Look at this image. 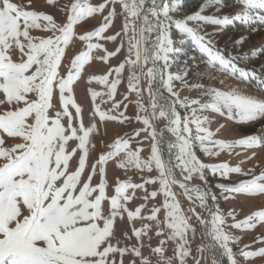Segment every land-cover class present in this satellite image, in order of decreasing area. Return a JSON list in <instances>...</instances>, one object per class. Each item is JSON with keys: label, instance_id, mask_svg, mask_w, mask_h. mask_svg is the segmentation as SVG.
Masks as SVG:
<instances>
[{"label": "snow or ice", "instance_id": "1", "mask_svg": "<svg viewBox=\"0 0 264 264\" xmlns=\"http://www.w3.org/2000/svg\"><path fill=\"white\" fill-rule=\"evenodd\" d=\"M46 3L59 9L62 19L36 10L33 0H0V264H189L190 259L202 264L209 250L211 264H222L219 257L227 264L264 258V236L253 241L261 245L256 250L246 244L237 252L232 245L239 241L230 231L264 225V208L241 219L235 210L225 215L217 203L220 197L264 198V168L255 174L254 168L241 167L264 149V131L225 139L216 137L226 123L216 120L218 127L210 128L213 114L238 126L264 120V75L239 66L264 47L233 55L217 47L216 39L237 21L264 24V0H234L236 11L224 15L216 14L222 0H205L192 14L182 11V0H72L63 7L58 0ZM210 8L215 11L204 14ZM96 15L102 22L85 29ZM117 17L121 26L112 31ZM209 25L215 26L211 32ZM174 30L179 39H174ZM186 39L206 56V70L197 76L219 80V86L189 84L187 61L183 73L170 70L181 54L187 56L177 46ZM246 39L241 36L234 43L242 45ZM94 61L107 67L88 76L91 107L86 121L75 89ZM212 69L238 83L226 84ZM251 80L257 82L254 89L240 86ZM174 81L200 89V98H181L182 89ZM93 83L104 90L97 91ZM122 83L123 107L126 111L134 104V119L143 127L132 134L116 133L108 141L106 122L133 119L119 111L122 104L115 100ZM108 103L111 108L105 110L102 105ZM144 141L149 142L146 155L139 146ZM197 147L216 158L222 153L239 156L233 150L240 148L245 159L236 165L227 160L206 163ZM109 164L148 175L140 183L116 177L109 194ZM206 172L219 177V196L209 187ZM195 179L202 183H192ZM177 185L190 202L187 208L174 191ZM137 190L143 195L137 197ZM134 199L142 203L129 207ZM197 202L210 219L196 211ZM193 218L207 240L196 245L194 257Z\"/></svg>", "mask_w": 264, "mask_h": 264}, {"label": "rangeland", "instance_id": "2", "mask_svg": "<svg viewBox=\"0 0 264 264\" xmlns=\"http://www.w3.org/2000/svg\"><path fill=\"white\" fill-rule=\"evenodd\" d=\"M191 0H182L181 6L184 4L190 2ZM17 3H24L27 4V0H15ZM72 0H58V4L60 7H63L64 4H70ZM92 3H99L101 0H91ZM202 3H205V0H200L195 5H193L190 9L182 10L185 14H192L195 11L199 10V7ZM223 7L221 8V11L216 13L217 15H224L233 13L236 11V6L234 3V0H222ZM33 5L36 10H44L49 13H55L56 18L62 19V14L59 12V9H54L47 5L46 0H33ZM216 7H219L217 5ZM215 11V8L208 9L204 14H212ZM102 22V18L99 15H96L95 18H90L87 24L84 25L85 29L91 30L94 26H98L99 23ZM115 29L112 31L118 30L121 26V18L117 17L115 20ZM215 26H207L206 30L211 32L213 31ZM84 29H77L78 32H82ZM46 35V34H45ZM241 36L246 37V41L242 45H236L234 43L235 40L239 39ZM174 39H179V34L175 32L174 30ZM217 47L223 49L227 53L235 54H243L244 52L251 53L254 49H259L261 47H264V24L259 23L258 21L250 22L248 24L241 23L239 21L234 22L232 25L227 26L224 33L219 34L217 37ZM180 47H183L186 52L187 56L184 54H181L177 59V64L170 69L173 72H181L185 71V61H187V70L191 73L189 76L186 77L189 84L194 83H202L205 86H219V80H212L209 79L208 76H197V73H203L206 70V65L203 63L204 60H206L205 54L199 52V50H196L200 56H202L204 59L202 60H193L191 57H193V53L190 52V49L188 47H193L192 42L190 39H186L183 45H177ZM106 47L109 49H112L114 45L111 42H108L106 44ZM72 53L69 52L68 55H71ZM95 54V53H94ZM122 59V57H121ZM111 63L115 65L117 63V59L113 58ZM150 66V65H149ZM239 66L245 67L246 69H255L257 74L264 75V52L259 53L256 57H251L249 55V58L241 61ZM87 67V66H86ZM106 65L99 61L92 62L91 67H87V71L84 73V79L78 84V86L75 89V96L77 98V101L82 104V106L85 109V117L87 121V112L89 108L91 107L90 104V95L87 93L88 88V76L93 74H102L105 69ZM214 75H218L220 79H225V83L228 85L237 84L238 81H236L234 78H227L222 74L216 73L215 69L211 70ZM174 84L176 88L182 89L180 91L181 98L187 96L189 99H195L200 98V89L197 88H183L180 81H174ZM241 87L247 88V89H254L257 86V82L255 80L248 81L245 84H240ZM91 87L95 88L97 91H102L103 86L97 85L93 83ZM126 92V83H122L118 87V93L115 97L116 101H120L122 106L119 111L125 112V115L128 117H133L131 123L125 122L123 124L117 122V121H108L106 122V128L109 133V135L106 137L108 141H111L112 137L116 133H120L121 135L124 134H132L134 129L142 128L143 125L139 122H137L134 119L135 116V105L129 104L127 110L125 111L123 107V103H126L123 100V94ZM131 99L134 101L135 96L132 95ZM203 99H207L204 97ZM144 103L147 104V94L145 93V100ZM102 107L107 110L108 108H111V103L104 104ZM115 114V113H114ZM208 113H205L207 115ZM210 119L212 120V123L210 125V128L215 131V129L218 127V124L216 123V120H219L220 123H226V128L221 130L216 138H225V139H237L244 135H250V134H260L261 131H264V120H259L250 124L246 125H236L234 122H227L225 118L219 117L216 114H213ZM162 125L157 123V127H161ZM103 131V126L102 129ZM143 135L141 136V139H143ZM170 138V134H166L165 140ZM138 145L136 144L135 140L132 143V147L135 148ZM140 147L144 148V155H146L149 152V142L144 141ZM164 148H166V144L163 145ZM197 155L200 156L202 160H204L206 163H213V162H221V161H229L230 164L236 165L239 161L245 159V154H243V150L240 148H236L233 150V152H241L242 154L239 156L233 155L231 158L227 155L222 153L219 158L216 157H208L205 156L202 152L199 151V148L197 147ZM258 156L257 158L251 160L250 162H246L241 165L242 168L245 170H248L249 168H254L255 174H259L262 168H264V149L257 150ZM250 154V153H249ZM165 155L167 153L165 152ZM259 165V166H257ZM179 172V170H177ZM147 177V173H138L136 170H124V169H117L113 167L112 164H109L108 166V180H109V194L113 193L114 188V181L115 178L118 177L121 180L124 179H131L134 183H140L141 176ZM152 175H155V172L152 173ZM207 179H208V185L211 188L213 192H215L218 196L220 195V190L216 187V185L220 182V179L218 176L211 175L210 172H206ZM233 179H238L236 174H232ZM192 183L200 184L202 183L198 179H195ZM149 191L152 190L153 186L148 185ZM131 191V190H130ZM174 191L177 193L178 199L181 201L182 206L184 208H187L189 206V201L185 196H183V190L179 188V186H175ZM143 193L140 190H137L136 196L140 197ZM163 197L157 198V203L161 202ZM142 203L141 199H134L130 204L129 207H135ZM218 205L221 208L222 212L227 215L228 211L235 210L238 214V218H244L247 215H250L252 212L260 210L261 208H264V198H245L243 196L238 197L236 200H230L225 201L222 197L218 199ZM209 206L213 209L215 208V205H213L212 201L209 200L208 202ZM196 211L201 214L202 217H204L205 210L200 208L198 206ZM210 219V217H207ZM193 224L197 227V240L195 244L193 245V251L192 256H196L195 247L196 245L200 243L207 244V240H204L201 236V233L203 232L202 226L199 225V223L193 218ZM228 223H232L231 217H228ZM137 226L139 227V222H137ZM232 235H234L238 239V243L233 244L234 251H239L240 248L244 247L246 244L251 245V250H256L261 245L259 243H253V241L260 236H264V225H258L256 229L254 230H236L231 229L230 230ZM156 239L154 238L152 240V244H156ZM172 245L169 243V249H171ZM147 251V250H146ZM169 254L171 252L169 251ZM212 259V253L211 251H206L204 253V260L202 261V264H211ZM242 260L243 258L240 257ZM222 263L227 264L226 258L222 257ZM189 264H194V260L190 259ZM248 264H264V258L256 257L253 260L249 261Z\"/></svg>", "mask_w": 264, "mask_h": 264}, {"label": "trees", "instance_id": "3", "mask_svg": "<svg viewBox=\"0 0 264 264\" xmlns=\"http://www.w3.org/2000/svg\"><path fill=\"white\" fill-rule=\"evenodd\" d=\"M199 1L200 0H191L190 2H188V3L184 4L183 6H181V9L182 10L190 9L193 5H195ZM188 48L190 49V52L193 53V55H194L193 57H195V59H193V60H202V59H204L202 56H200L198 54V52L195 49H193L192 47H188Z\"/></svg>", "mask_w": 264, "mask_h": 264}, {"label": "water", "instance_id": "4", "mask_svg": "<svg viewBox=\"0 0 264 264\" xmlns=\"http://www.w3.org/2000/svg\"><path fill=\"white\" fill-rule=\"evenodd\" d=\"M204 218H207V214H206V212H205V214H204ZM220 259H221V261H222V257H219ZM223 264V263H222Z\"/></svg>", "mask_w": 264, "mask_h": 264}]
</instances>
